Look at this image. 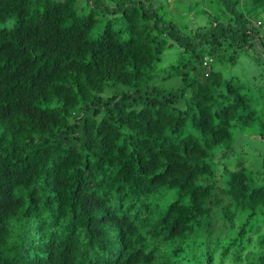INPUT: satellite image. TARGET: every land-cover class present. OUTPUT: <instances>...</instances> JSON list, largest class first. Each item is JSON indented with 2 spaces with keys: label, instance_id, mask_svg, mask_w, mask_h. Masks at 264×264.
<instances>
[{
  "label": "trees",
  "instance_id": "1",
  "mask_svg": "<svg viewBox=\"0 0 264 264\" xmlns=\"http://www.w3.org/2000/svg\"><path fill=\"white\" fill-rule=\"evenodd\" d=\"M166 5L0 0V264H264V0Z\"/></svg>",
  "mask_w": 264,
  "mask_h": 264
},
{
  "label": "rangeland",
  "instance_id": "2",
  "mask_svg": "<svg viewBox=\"0 0 264 264\" xmlns=\"http://www.w3.org/2000/svg\"><path fill=\"white\" fill-rule=\"evenodd\" d=\"M157 3H162L164 6L170 2L171 5L173 6L174 2H184L185 0H156ZM166 8L169 9V7L166 5ZM185 7H179L177 10L180 12V17L185 18L186 14L182 13L183 9ZM177 11V12H178ZM182 11V12H181ZM261 19H262V26H261V31L264 33V12L261 14ZM190 24H201L204 22L205 18L204 16L198 12L195 18L192 16H187L186 17ZM101 29V26H97L93 31L92 34L96 35ZM175 50L174 49H168L164 52L160 65L165 66L168 63H170L175 55ZM263 64L257 65L253 59L250 56H242L239 63L234 65V66H218L217 64L214 65L216 69H219L223 72L225 75H232V76H237L240 77L242 80L246 81L248 78L257 73L260 68H262ZM258 124V123H256ZM234 138H235V149L237 151V154H240V151H247V155L242 156L239 159H242L244 162L249 163L248 161L251 160L254 162L256 159V155L259 154V152H264V135L261 133L257 128H250V129H243L241 131L234 130ZM219 154V151L218 153ZM235 155V159H236ZM228 160L227 162L231 161L234 162L235 159ZM256 163V162H254ZM253 167V166H252ZM225 264H232L231 262L228 263L226 262Z\"/></svg>",
  "mask_w": 264,
  "mask_h": 264
},
{
  "label": "built area",
  "instance_id": "3",
  "mask_svg": "<svg viewBox=\"0 0 264 264\" xmlns=\"http://www.w3.org/2000/svg\"><path fill=\"white\" fill-rule=\"evenodd\" d=\"M212 61V59L208 56H204L203 58V65H208L210 62Z\"/></svg>",
  "mask_w": 264,
  "mask_h": 264
}]
</instances>
